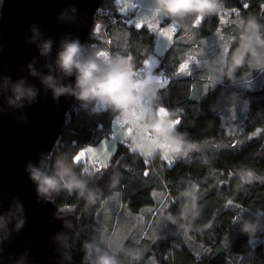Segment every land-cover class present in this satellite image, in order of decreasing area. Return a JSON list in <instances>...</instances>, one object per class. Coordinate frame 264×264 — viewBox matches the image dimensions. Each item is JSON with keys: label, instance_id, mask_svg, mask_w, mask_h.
<instances>
[{"label": "trees", "instance_id": "obj_1", "mask_svg": "<svg viewBox=\"0 0 264 264\" xmlns=\"http://www.w3.org/2000/svg\"><path fill=\"white\" fill-rule=\"evenodd\" d=\"M218 2V10L202 21L194 14L175 21L164 19L166 25L176 24V33L160 56L157 71L165 70L160 75L166 82L157 88L152 109L165 106L173 120H180L176 132L192 146L186 159L169 166L160 155L148 159L130 151V143L129 147L120 143L107 167L96 169L97 161L75 162L82 149L114 133L119 113L111 109L83 106L78 119L65 130L51 174L60 160L95 193L92 200L63 189L48 195L55 201L57 216L78 219L73 264H94L102 253L115 256L118 264H264V48L254 50L249 58L251 63L260 61L252 74H228L235 53L233 42L246 32L250 17L261 26L264 41V0ZM2 3L0 0V13ZM102 10L105 29L88 38L85 54L109 50L111 56L127 57L133 70L140 67L156 52V33L146 25L138 28L132 21L133 12L122 13L116 0H103ZM109 11L114 13L113 21ZM198 21L206 31L219 32L233 41L228 63L215 81L208 79L209 67L194 72L178 67L190 48L179 39ZM239 103L246 107V116L239 125L241 133L231 137L224 126L225 114ZM127 126L121 123V129ZM145 160L149 161L147 175ZM154 190H160L163 198L155 196ZM122 207L131 217L120 225L116 216ZM162 210L167 222L156 235L152 225ZM140 216H145V222ZM186 223L193 225L192 234L173 232V226ZM245 223L255 225V231H243ZM118 231L121 236L116 238ZM136 231L139 237L131 236ZM255 239L261 240L251 246L250 261H242L239 256ZM86 244L91 245L87 258Z\"/></svg>", "mask_w": 264, "mask_h": 264}, {"label": "water", "instance_id": "obj_2", "mask_svg": "<svg viewBox=\"0 0 264 264\" xmlns=\"http://www.w3.org/2000/svg\"><path fill=\"white\" fill-rule=\"evenodd\" d=\"M102 4L103 0H3L0 264H73L78 219L56 215L54 199L37 192L29 166L51 175L63 134L78 119L81 102L70 94L54 98L42 81L52 75L59 83L74 85L75 77H64L56 65L58 52L72 40L88 49ZM45 41H51V49L41 54ZM18 84L31 88L35 96L16 101L12 89Z\"/></svg>", "mask_w": 264, "mask_h": 264}, {"label": "clouds", "instance_id": "obj_3", "mask_svg": "<svg viewBox=\"0 0 264 264\" xmlns=\"http://www.w3.org/2000/svg\"><path fill=\"white\" fill-rule=\"evenodd\" d=\"M158 11L173 21L194 14L197 20L214 14L219 7L218 0H155ZM260 25L254 18L247 21V31L258 33ZM248 39V37H245ZM257 39H259L257 37ZM264 44V41H260ZM51 49V41L42 44L41 54ZM56 65L64 77H75L74 85L59 83L52 75L43 77V83L52 90L54 98L64 94L74 96L84 105L111 109L126 118V133L130 151L145 154L152 148L165 152H179L184 146L182 136L176 132L171 113L143 106L141 97L148 89V82L138 78L131 61L124 56H101L99 52L85 54L78 40L64 42L58 52ZM144 68V67H143ZM22 84V82H21ZM15 100L32 98L35 92L16 85L13 89ZM14 102V101H10ZM30 167L31 179L37 184V192L48 196L60 190L75 191L85 200L95 198L85 181L76 177L62 161L55 163V174H45L38 168ZM255 225L245 223L243 231L252 233ZM86 258L90 244L85 245ZM98 252V250H97ZM94 264H118L115 256L98 254Z\"/></svg>", "mask_w": 264, "mask_h": 264}, {"label": "crops", "instance_id": "obj_4", "mask_svg": "<svg viewBox=\"0 0 264 264\" xmlns=\"http://www.w3.org/2000/svg\"><path fill=\"white\" fill-rule=\"evenodd\" d=\"M127 1L128 0H120L117 3L120 4V10L122 13L127 14L133 12L132 21L136 25L146 23L145 25L151 28L154 24H156L157 27H159V29L161 28L163 32L166 33L165 35H160L156 33L157 41H156L155 53L157 55L154 56L150 55L146 60H144V62L140 66V67H145L147 69L149 60L151 58H155L156 64L153 65L151 64L150 67L152 69L149 70L150 71L149 75L155 72L158 76L162 77L157 72V66L160 63V56L164 54L166 50L170 47V45L174 42L175 33H176L175 30L176 24L172 23V24H167L166 26H164L163 23L158 24V21L160 19H165L166 16H164L158 11L155 0H129L130 3H133V5H135V7L131 5L123 6V4L127 3ZM137 6L140 7L137 8ZM179 41H181L186 46L190 47L184 56L186 59L184 58L183 62L180 64L179 69L181 70L185 65H188L189 67L185 69L184 72H194L198 70H203L205 67H209L208 79L211 81H215L220 73V66L219 68H215L214 65L217 62H220V65H222V62H224V60L226 61L229 42H231V37L216 31H206L201 27L200 21H198L193 26V28L187 33V35L181 37ZM205 61H207V64H205ZM233 62H234V57L231 58V62L229 60L230 67L233 64ZM164 82H166V79L165 77H162V80L158 81L157 85L163 84ZM117 119L118 120H116V124H114V132L116 133L115 137L117 138L116 143L118 142L117 146L115 145V153L119 148L118 145L120 143H128L127 145H129L130 143L128 141L129 139L126 131L121 129V123H124L126 121V118L120 114L117 116ZM124 139H126L127 142H123L126 141ZM112 140L113 137L110 138V140L104 143L103 145L98 147H93L95 149H92L91 153L85 151V156L88 158V161H93V162L97 161L101 165H104L101 162V158L106 155V152L108 150L107 148L109 147L110 144L111 146H114L111 143ZM188 147L190 148L191 145L189 146L185 145V148Z\"/></svg>", "mask_w": 264, "mask_h": 264}, {"label": "rangeland", "instance_id": "obj_5", "mask_svg": "<svg viewBox=\"0 0 264 264\" xmlns=\"http://www.w3.org/2000/svg\"><path fill=\"white\" fill-rule=\"evenodd\" d=\"M118 1H120V0H118ZM129 5L135 7V5H133V3H130L129 0L127 1V3L123 4V6H129ZM139 7L140 6H137V8H139ZM110 20L113 21L112 20V16H110ZM105 21L106 20L104 19V22ZM160 23L164 24V19H160L158 21V24H160ZM103 24H104V28L102 29V31L105 29L106 22L103 23ZM164 26H166V24H164ZM160 29H159V27H157L156 24H154L151 27V30H153V32L158 33V34L163 32V30L162 29L160 30ZM245 37H248V39H245ZM257 37L259 39H257ZM260 41H262V38H261L259 32L253 34L252 32L246 30V32L241 36V38L237 39L234 42L233 41L229 42L228 52L230 50V45L233 44V43H236V46L234 48L235 49V53H233L234 62L231 65V67L229 68V70H228V74L230 76L238 77V76H240L243 73V71H244L245 75H250V73L252 74L251 70L258 69L260 67L259 66L260 61H256V62L251 63L250 60H249L251 55L254 53L253 52L254 50L259 49V48H264V46H262V43H260ZM228 52H227V54H228ZM154 55H157V54L156 53L151 54V56H154ZM102 56H104V55L102 54ZM184 58L182 59L181 63L183 62ZM226 63H228L227 59H226V61L224 60V62H222V65H220V62H217L214 66H215V68H219V66H220V73H221L223 68H224V64H226ZM151 64L152 65L156 64L155 58H151L149 60L148 67H147L148 70L152 69L150 67ZM180 64H179L178 67H180ZM205 64H207V61H205ZM151 74H153V75H151ZM151 74L148 77H146V79H145L148 82L149 87H148V89L144 92V94L141 97V101H142L143 106L148 108V109H152V101H153L154 96L156 94L157 87L158 88L162 87L164 85V83H165L164 82L163 84L157 85L158 81L162 80V77L158 76L155 72H153ZM164 108H166V107L165 106H161V105L156 107V109H159L161 111V113H163V111L165 110ZM229 109H230L229 112L227 114H225L226 117L224 119V126H225V128L227 130V133L231 137H234V136L239 135L241 133V131H242V129H240L239 125L242 123V120L246 116V113H245L246 112V107L242 106L239 103V105L237 104L234 107L229 108ZM166 110H168V109L166 108ZM118 115H120V114H118ZM116 120H118V119L116 118ZM116 120L114 121V124H116ZM115 135H116V133L114 132V133H112V135L110 137H106L104 140H102L97 145L84 148V149H82V151L85 152L89 148L95 149L93 147L101 146L104 143L108 142L110 140V138L113 137V140H112L111 143L114 146H111V144H110L109 147L107 148L108 150L106 149L107 150L106 155L101 158V162L104 164V166H106L108 164V162H110V160H111V158L113 156V155H111L112 147L115 148V145L117 146V143H118V142L116 143L117 138L115 137ZM124 140H126V139H124ZM123 142H127V140L123 141ZM185 145L189 146V145H191V143L184 142V146L181 148V150L179 152H171V151L165 152V151H163L161 149L152 148V149H150L148 152H146L143 155L145 157H147L148 159L154 158V157H157V156L160 155L162 158H164L165 160L168 161V165L169 166H172L178 160L186 159L188 157V154H189L192 146L190 148L189 147L185 148ZM86 160L88 161V158L86 156H84L79 162H84ZM153 193H154L155 196L158 194V198L159 199L163 198V193H161L160 190H154ZM161 213H162V219L165 220L164 210H162L159 213V218H160V214ZM130 217H131V213H129L125 209V207H122L121 211L116 216V221H117L118 224L121 222L120 225H122L125 222V218H130ZM140 219H141L142 222H145V220H146L145 216H140L139 220ZM137 223H138V220H136L134 222V224H137ZM162 223H164V222H162ZM161 224L157 226L156 231H158V229L160 228ZM263 228H264V223H263ZM172 230H173V232L175 231V233H177V234L186 232V233H188L190 235V234H192L193 225L190 224V223H186L184 225H175V226L172 227ZM139 235H140V233L138 231L133 232L131 234V236H133V237L134 236L135 237H139ZM115 236H116V238L120 237L121 236V232L118 231ZM260 240L261 239L252 240L251 243H250V247L247 249V251L245 253H243L241 256H239V258L242 261L249 262L250 259H251V256H252V251L250 250V248H251V246H253L255 243H257Z\"/></svg>", "mask_w": 264, "mask_h": 264}, {"label": "built area", "instance_id": "obj_6", "mask_svg": "<svg viewBox=\"0 0 264 264\" xmlns=\"http://www.w3.org/2000/svg\"><path fill=\"white\" fill-rule=\"evenodd\" d=\"M103 23H105L104 19L103 18H99L98 22L94 25V29H93V34L94 35L101 33L102 29L104 28V24ZM99 53L101 54V56H102V54L104 56H111V52L109 50H100ZM134 72L136 73L138 78H143V79H145V77L149 73L148 70L146 68H143V67H137L134 70ZM157 72L159 74L163 75V76L166 74L164 69H160ZM81 106L83 107V106H86V105L81 103ZM93 108L103 110V108H99V107H93ZM122 127H125V125L123 124ZM95 165H96L95 166L96 169H101L102 168L100 163H96Z\"/></svg>", "mask_w": 264, "mask_h": 264}, {"label": "snow or ice", "instance_id": "obj_7", "mask_svg": "<svg viewBox=\"0 0 264 264\" xmlns=\"http://www.w3.org/2000/svg\"><path fill=\"white\" fill-rule=\"evenodd\" d=\"M246 7H247V5H245ZM262 7H264V5H262ZM233 11H236V10H233ZM203 19V18H202ZM202 19H200V21H202ZM146 23H142V24H139V25H137V27L138 28H140V27H143L144 25H145ZM169 27V26H168ZM167 27V28H168ZM166 33H164V32H161L160 33V35H165ZM189 66L188 65H185L182 69H181V71H184L185 69H187ZM164 109H166V108H164ZM179 123H180V120L179 119H177V121L175 122V127H177L178 125H179ZM125 146L127 147V144L125 143ZM88 153H91L92 152V149L91 148H89L88 150ZM114 153H115V148H113L112 150H111V155H114ZM85 156V152H83V151H81V152H79L78 154H77V156L74 158V160H75V162H79L83 157ZM145 162V168H146V172H145V175H147L148 173H147V169H148V167H149V161L148 160H145L144 161ZM174 162V161H173ZM164 163H165V165H167L168 164V161L167 160H164ZM105 167H107V165L105 166ZM177 201H172V203L174 204V203H176ZM227 207V206H226ZM167 208H165L164 210H166ZM162 222H167V221H164L163 219H162V213L160 214V218L159 219H157V220H155L154 221V225H152V227H153V231L156 233V229H157V226L158 225H160ZM156 235H157V233H156Z\"/></svg>", "mask_w": 264, "mask_h": 264}]
</instances>
